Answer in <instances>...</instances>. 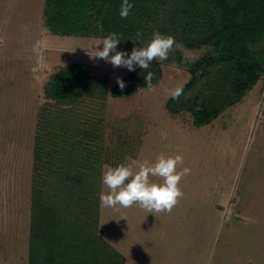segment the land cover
Returning a JSON list of instances; mask_svg holds the SVG:
<instances>
[{"label":"rangeland","instance_id":"obj_1","mask_svg":"<svg viewBox=\"0 0 264 264\" xmlns=\"http://www.w3.org/2000/svg\"><path fill=\"white\" fill-rule=\"evenodd\" d=\"M43 4L0 0V264H28L33 144L38 116L49 102L43 86L50 75L84 62L91 75L107 77L111 90L131 72L90 56L103 49L104 38L50 33ZM149 43H118L117 51L130 55ZM173 49L184 64L199 51ZM159 61L163 74L155 92L108 96L105 147L110 151L131 139L133 132L115 131L117 123L138 121L140 145L123 163L182 156L177 171L191 170L179 184L183 197L171 212L158 213L99 201V236L122 255L123 264H264V74L237 103L196 127L188 112L173 115L165 108L169 90L188 81L186 67ZM109 157L105 165L116 167L114 155ZM108 191L101 178V193Z\"/></svg>","mask_w":264,"mask_h":264},{"label":"trees","instance_id":"obj_2","mask_svg":"<svg viewBox=\"0 0 264 264\" xmlns=\"http://www.w3.org/2000/svg\"><path fill=\"white\" fill-rule=\"evenodd\" d=\"M127 19L122 0H44L43 25L55 35L105 38L119 43L151 42L154 32L171 35L175 45L199 50L185 64L173 49L164 62L186 67L189 79L170 114L188 112L193 126L211 123L237 103L264 74V0H130ZM98 23L103 31L98 30ZM142 38L137 41L136 33ZM163 74L161 61L136 67L108 89L107 77L75 62L54 71L43 86L47 101L36 123L33 144L28 264H123L122 255L98 234L102 169L113 154L115 166L134 156L140 145L138 121H121L118 132H133L108 151L104 122L108 96L146 89ZM140 127V124H139ZM126 136H128L126 134Z\"/></svg>","mask_w":264,"mask_h":264},{"label":"clouds","instance_id":"obj_3","mask_svg":"<svg viewBox=\"0 0 264 264\" xmlns=\"http://www.w3.org/2000/svg\"><path fill=\"white\" fill-rule=\"evenodd\" d=\"M134 8V3L130 0H122L119 15L121 19H127ZM98 30L103 31V25L98 23ZM143 36L141 31H137L136 39L139 41ZM122 37L117 33H110L102 41L103 49L95 50L93 59H103L113 67H124L129 71L135 70V66L148 69L150 62L154 59L166 60L176 43L171 35H163L156 31L152 35L151 42L147 47L133 48L129 55L126 51H117L118 43ZM110 53L114 55L110 56ZM154 73L149 72L145 77V84L149 92H155L153 84ZM117 84L121 90L126 87L125 81L117 78ZM182 87L169 90V96L173 100L179 99L182 95ZM183 164V157L165 156L160 154L155 163L148 161L138 162L131 160L130 163H121L116 167L105 165L106 171L102 176L103 184L109 190L106 194L101 193L99 199L104 207H131L133 204L153 212H171L173 207L183 197V192L179 187L182 177L190 174L189 168L177 171L178 165ZM134 168L138 169L134 172ZM150 177L162 178V183L150 181Z\"/></svg>","mask_w":264,"mask_h":264}]
</instances>
